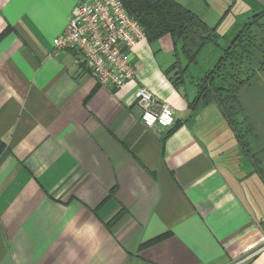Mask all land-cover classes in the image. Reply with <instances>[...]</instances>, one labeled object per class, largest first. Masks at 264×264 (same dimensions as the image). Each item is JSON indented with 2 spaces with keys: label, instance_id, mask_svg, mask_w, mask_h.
I'll return each mask as SVG.
<instances>
[{
  "label": "crops",
  "instance_id": "obj_1",
  "mask_svg": "<svg viewBox=\"0 0 264 264\" xmlns=\"http://www.w3.org/2000/svg\"><path fill=\"white\" fill-rule=\"evenodd\" d=\"M242 1L247 21L264 9ZM76 2L0 0V264H57L73 217L95 222L107 264H264L261 177L217 107H189L198 82L172 85L173 40L139 41L134 79L102 87L52 48ZM141 88L173 129L142 126Z\"/></svg>",
  "mask_w": 264,
  "mask_h": 264
},
{
  "label": "trees",
  "instance_id": "obj_2",
  "mask_svg": "<svg viewBox=\"0 0 264 264\" xmlns=\"http://www.w3.org/2000/svg\"><path fill=\"white\" fill-rule=\"evenodd\" d=\"M121 2L128 15L142 27L145 38L149 42H155L164 36H169L173 40L175 53L180 52L186 62V66L181 67L177 59L166 72L167 75L171 73L169 79L175 88L183 84L189 65L195 62L200 48L205 45L206 41L211 42L218 38L214 30H210L194 13L174 0H121ZM259 36L260 39H257ZM259 42L264 45V11L254 15L245 24L215 67L198 82L197 95L189 107L214 104L236 136L242 152L264 180V173L257 165L255 154L250 151L248 143L243 141L242 135L237 133L233 122V117L236 115L234 110L239 107V91L243 87L250 86L255 78H241L237 83L227 84L223 74L221 83L216 82L219 72L225 73L227 67L232 68L236 64L243 65L247 57H251L250 49L259 45ZM1 151L2 145L0 144Z\"/></svg>",
  "mask_w": 264,
  "mask_h": 264
},
{
  "label": "built area",
  "instance_id": "obj_3",
  "mask_svg": "<svg viewBox=\"0 0 264 264\" xmlns=\"http://www.w3.org/2000/svg\"><path fill=\"white\" fill-rule=\"evenodd\" d=\"M145 38L121 0H77L67 28L52 40L54 52L72 49L102 87L122 89L134 79L129 53ZM139 119L146 130L175 126L174 110L146 89L137 92Z\"/></svg>",
  "mask_w": 264,
  "mask_h": 264
},
{
  "label": "rangeland",
  "instance_id": "obj_4",
  "mask_svg": "<svg viewBox=\"0 0 264 264\" xmlns=\"http://www.w3.org/2000/svg\"><path fill=\"white\" fill-rule=\"evenodd\" d=\"M177 1L192 9L194 14L205 23L210 30H214L218 37L214 41H206L205 45L200 48L195 62L189 65L187 73L184 75L185 85H189L190 82H200L206 77L215 67L217 62L223 56L224 51L231 45L233 39L245 24H247L254 15L264 11V9L259 10L247 21V18L245 17L247 9L242 0H236L235 2H230L229 0ZM258 31L261 32V30ZM257 39H260V36ZM250 51L251 57H247V61L245 60L243 65L240 66V64H236L232 68L227 67L225 73L222 71L219 72L216 82L219 84L221 83L220 80L223 74L225 82H228L227 84L237 83L241 78H255L250 86L243 87L239 91V107H236L234 110L236 115L233 117V122L237 133L242 135L244 142L248 143L250 151H252L255 154L254 157L257 158L258 167L261 168L260 170L264 173V45L260 43L256 47L251 48ZM178 57L180 66H186V62L180 55V52ZM248 59H250V61H248ZM210 105L215 106L214 104H209V106ZM223 123L225 124L226 122L223 121ZM225 127H228L233 134L227 123L225 124ZM229 130L228 132L231 134ZM234 137L237 140L235 135ZM237 148L241 151L240 145H238ZM228 153V155H231L233 149L229 150ZM248 166L250 168L254 167L252 162H249ZM255 174L260 177L256 169ZM254 180L253 184L256 186V189L252 186L250 187L253 188V199H262L263 202L264 180L263 178ZM262 204L264 205V203Z\"/></svg>",
  "mask_w": 264,
  "mask_h": 264
},
{
  "label": "clouds",
  "instance_id": "obj_5",
  "mask_svg": "<svg viewBox=\"0 0 264 264\" xmlns=\"http://www.w3.org/2000/svg\"><path fill=\"white\" fill-rule=\"evenodd\" d=\"M62 240L57 264H107L103 256V242L99 241V229L90 219L67 220L57 238Z\"/></svg>",
  "mask_w": 264,
  "mask_h": 264
}]
</instances>
